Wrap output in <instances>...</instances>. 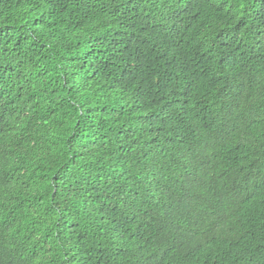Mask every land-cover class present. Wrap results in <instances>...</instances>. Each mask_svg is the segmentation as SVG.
<instances>
[{
	"label": "trees",
	"instance_id": "obj_1",
	"mask_svg": "<svg viewBox=\"0 0 264 264\" xmlns=\"http://www.w3.org/2000/svg\"><path fill=\"white\" fill-rule=\"evenodd\" d=\"M0 264H264V0H0Z\"/></svg>",
	"mask_w": 264,
	"mask_h": 264
}]
</instances>
